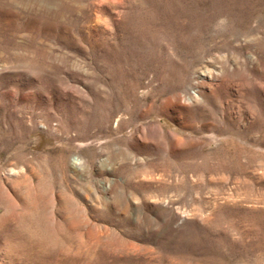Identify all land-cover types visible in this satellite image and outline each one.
Returning a JSON list of instances; mask_svg holds the SVG:
<instances>
[{
    "label": "rangeland",
    "instance_id": "374dc122",
    "mask_svg": "<svg viewBox=\"0 0 264 264\" xmlns=\"http://www.w3.org/2000/svg\"><path fill=\"white\" fill-rule=\"evenodd\" d=\"M40 180L45 264H264V0H0V187Z\"/></svg>",
    "mask_w": 264,
    "mask_h": 264
},
{
    "label": "bare ground",
    "instance_id": "6f19581e",
    "mask_svg": "<svg viewBox=\"0 0 264 264\" xmlns=\"http://www.w3.org/2000/svg\"><path fill=\"white\" fill-rule=\"evenodd\" d=\"M73 162L76 165L82 163L78 158H73ZM9 171L10 173L14 172L12 170ZM46 186V183L41 180L35 191L25 186L27 200L24 204L25 211L16 209L15 200L3 193L0 187V203L6 207L5 210L7 211V216L1 220L6 222L5 226L11 225V227L13 226L11 221L18 220L17 228L12 227L15 229L11 231L10 237L17 238L15 247L21 252L23 259L35 264H45L54 260L55 257L46 256L58 254L64 241H70L69 231H77L79 234L80 226L82 225V214L78 210L69 208L71 207L69 205V207L63 206L65 210L61 221L52 220V216L46 209L48 204V199L44 195ZM30 222L34 223V225H31Z\"/></svg>",
    "mask_w": 264,
    "mask_h": 264
}]
</instances>
